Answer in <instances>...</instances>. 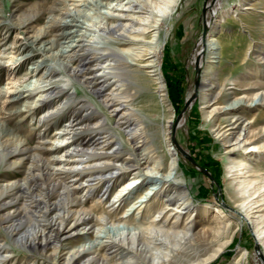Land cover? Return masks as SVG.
Returning <instances> with one entry per match:
<instances>
[{"label":"rangeland","instance_id":"rangeland-1","mask_svg":"<svg viewBox=\"0 0 264 264\" xmlns=\"http://www.w3.org/2000/svg\"><path fill=\"white\" fill-rule=\"evenodd\" d=\"M126 1L0 0V245H3L1 253L4 254L2 264H28L29 259H32L31 264L47 263V260L41 259L40 256L27 257L26 250L10 243L12 237H8L6 231L12 223H20L19 234L29 236L27 234L32 231L33 223L30 213L39 215L41 209L43 210L47 190L45 184L30 178L34 173L30 167V150H37L43 156L61 154L62 146L59 143H57L58 147L52 145L51 137L54 130L61 127L71 115L89 114L90 108L81 106L80 102L82 98L95 102V97L75 80H71L72 82L66 87L62 84V89L65 90L46 95L41 104L34 103L33 100L47 86L58 87L67 78L66 72L61 68L55 73H49V68L58 67L57 65L64 59L63 48L67 44H95L99 52L108 45H118L114 35L106 31L105 25L111 21L109 13H116L117 8ZM206 1L179 0L173 11L172 25L161 52V70L167 104L158 103L153 90V79L146 73L136 75V86H129L128 106L132 108L130 118L137 123L141 120L143 128L146 129L143 135L147 142L145 147L148 145L149 148L145 150L147 154L144 155L145 159L151 153L154 157L144 163L140 170L133 169L124 174L123 178L111 186L112 188L110 187L101 198L100 195L104 190L102 184L95 186L84 196V188L76 190L74 195L81 196L83 207L90 209L93 215L103 211L121 214L129 203L142 193V189L155 180L145 178L140 183L144 185L141 189L137 188L138 185L129 187L125 195L119 196L124 202L114 211L109 206V201L124 181L138 175L141 178V173L146 171L145 169L166 171L164 148L157 139H152L162 134L153 131L157 127L162 129L160 132L169 130L170 136L173 135L175 142L193 160H189L178 152L180 169L189 192L201 208L204 205L215 204L227 213L240 202L241 196L236 180L232 179L226 167L230 160L228 157L240 160L244 155L250 156L247 158L249 177L264 182V0H219L217 4L216 0H213L216 8L213 16H208V7L204 8ZM239 3H243V8L239 7ZM207 18H212V21L203 31L204 20L206 21ZM64 20L71 22V26L65 29L68 33L60 37ZM214 25L220 27L218 39L223 50L219 57L217 73L213 77V97L207 102L208 106L201 107L204 104L206 91L205 85H202L200 81L201 74L204 66L209 62L204 60L196 70L192 56L200 43H205ZM164 26L161 23L159 34L165 29ZM24 52L30 55L23 58L17 57ZM94 55H97V52ZM106 62L108 61L103 63ZM39 76L43 78V81L38 83L33 91L29 90L33 87L29 81L32 83ZM195 86L198 95L191 105L183 109L185 100ZM111 87L113 84H110L106 91ZM68 91H75L76 98L73 102L68 100ZM235 99L242 100V103L237 105L233 112L227 113L226 109L222 110L221 107ZM47 102H51L52 105L60 104L63 110L62 115L51 114L38 121L42 112L48 108ZM96 108L104 113L103 108L97 104ZM207 110L209 113L206 112ZM232 113L239 116V119L235 121V125L238 124V126L228 124ZM105 118L113 122L116 116L110 113V116L106 114ZM170 123L175 124L173 130L167 126ZM244 126L245 133L249 131L248 139L235 150H227L230 143L222 140L238 133L237 131ZM118 132L125 137L121 130ZM24 145L28 148L25 149ZM142 146L135 152L141 153ZM240 167L242 168L241 165L237 166V172L242 170ZM25 177H27L26 191L17 199H13L10 184L18 180L22 181ZM66 183L72 187L70 182ZM261 189L252 191L250 198L252 201L257 200L259 207L262 208L261 212L264 213V197ZM59 191L60 188L48 194V204L57 203ZM35 199L39 202L35 203ZM66 208L68 209L67 219L70 220L74 218L73 214L79 209V205L69 203ZM54 212L53 210L52 214ZM212 219L216 226L222 225L220 219L216 217ZM257 223L261 226L264 221H257ZM227 226V232L231 235L230 239L223 250L206 264H228L239 249L246 250L245 264H264L263 243L259 244L252 227L247 223L237 225V221L233 218L229 220ZM92 235L93 232L87 234L89 237ZM216 237L222 236L219 233ZM84 239L83 236H79L73 242L79 243ZM69 240V236L61 238L57 248L68 244ZM256 247L260 253L257 252ZM48 252L51 253L49 255L51 258L53 249H48Z\"/></svg>","mask_w":264,"mask_h":264},{"label":"bare ground","instance_id":"bare-ground-1","mask_svg":"<svg viewBox=\"0 0 264 264\" xmlns=\"http://www.w3.org/2000/svg\"><path fill=\"white\" fill-rule=\"evenodd\" d=\"M178 1L127 0L120 7L118 6L116 13H109L111 21L105 25L106 31L114 35V40L118 45H108L99 52L95 44L69 43L63 48L64 59L57 65L58 67L48 69L50 74L62 69L66 72L67 78L58 87L47 86L38 96L36 95L34 103L41 104L46 95L65 90L62 89V84L66 87L72 82L71 80H75L87 89L95 97V102L82 98L80 105L88 106L90 113L80 116L71 115L61 127L54 130L51 137L52 145L58 147L57 143H59L63 149L61 154L43 156L37 150H30V167L34 171L30 178L45 184L47 190L46 193L44 192L43 210L41 209L39 215L30 213L33 223L32 231L27 234L29 236L19 234L20 223H12L6 231L8 237H12L10 243L26 250L27 257L40 256L41 259L47 260L46 264H206L223 250L224 245L230 239L231 235L227 232V225L232 218L237 221V225L249 224L259 244L263 243L264 246V223L261 226L257 225V221H264V213L261 212L262 208L259 207L257 200L252 201L250 198L252 191L255 192L259 188H262L264 197V182L249 177L247 158L250 156L244 155L240 160L228 157L230 160L226 167L232 179L236 180L241 196L238 205H234L235 207L227 213L215 204L204 205L201 208L189 192V187L180 169L177 156L179 151L172 143L170 131L160 132L162 130L160 127L154 128L153 131L162 133L161 136L152 139H157L162 144L167 169L165 172L145 169L146 171L141 173V178L138 175L124 181L109 201V206L114 211L124 202L119 196L125 195L129 187L138 185L137 188L141 189L144 185L140 183L145 178L155 180L152 184L145 186L142 193L132 200L121 214L96 211L97 214L93 215L90 209L83 207L81 196L74 195L76 190L84 188V196L86 192L102 184L104 190L100 195L101 198L111 186L123 178L124 174L133 169L140 170L144 163L154 157L151 153L145 159L144 155H147L146 151L149 148L148 145V148L145 147L147 142L143 135L146 129L143 128L141 120L137 123L136 120L133 121L130 118L132 108L128 106L127 90L129 86H136V75L146 73L153 79V90L158 103L167 104L165 82L161 70V52L172 25V14ZM218 1L216 0V4ZM213 2V0H207L208 16H213L216 12ZM242 4L240 8H243ZM211 21L212 18H207L206 24H211ZM161 23L165 25V29L159 34ZM70 26L71 22L64 20L60 37L68 33L65 29ZM219 32L218 25L212 26L205 43H200L192 56L193 62L197 65L204 60L209 62L204 66L201 74L200 81L206 87L205 100L201 107L208 106L207 102L213 97V77L217 73L219 57L223 50L218 39ZM96 52L97 55H94ZM29 55L30 53L24 52L17 57L23 58ZM106 60L108 62L104 64ZM92 61L95 62L92 63ZM30 67L32 68V65ZM42 81L43 78L40 76L32 83L29 81L33 85L29 90L33 91ZM110 84H113V87L106 91ZM74 92H67L68 100L71 102L76 98ZM196 95H198L197 91L193 94L190 105ZM240 103L242 100L235 99L221 108L223 111L226 109L227 113L233 112V109ZM96 104L103 108L104 113L96 108ZM59 105L47 102L48 108L42 112L38 121L51 114L61 116L63 110ZM211 108L213 109V106ZM110 113L116 116L113 122L105 118V115L110 116ZM238 119L239 116L232 113L228 124L238 126V124L235 125ZM167 126L172 128L173 124L170 123ZM119 130L124 133L125 137L119 135ZM222 130L224 131V128ZM237 132L222 140L230 143L227 149L229 151L235 150L248 139L249 131L245 133V126ZM24 146L25 149L28 148ZM140 146H142L141 153H136L135 150ZM238 165L242 166L240 172H237ZM26 182L27 177L10 184L13 199L24 194ZM66 182H70L72 187ZM59 188L58 201L49 203L50 206L49 200L47 201L48 194H52ZM34 202L39 201L35 199ZM69 203L79 205V209L73 214L74 218L70 220L67 219L68 209L66 208ZM53 210L55 212L52 214ZM56 210L59 211L56 212ZM212 217L220 219L222 225L213 224ZM91 232L93 235L87 236ZM219 233L221 238L216 237ZM65 236L70 237L69 243L57 248V243ZM79 236L85 239L79 243L73 242ZM263 246L262 252L264 253ZM2 247L3 245H0V264H2L4 255L1 253ZM50 248L53 249L51 258L49 257L51 253H47ZM29 260L28 264H31L32 259ZM245 263L246 250L239 249L228 264Z\"/></svg>","mask_w":264,"mask_h":264},{"label":"water","instance_id":"water-1","mask_svg":"<svg viewBox=\"0 0 264 264\" xmlns=\"http://www.w3.org/2000/svg\"><path fill=\"white\" fill-rule=\"evenodd\" d=\"M205 7H207V1H206V3H205V5H204V8ZM206 21L204 20V30L203 31H205V27H206ZM202 37H203V34H202ZM194 65H195V68H196V70H197V67L199 66V65H197L196 63H194ZM196 81H197V73H196ZM196 86H197V82H196ZM195 86V88H194V90L192 91V93L189 95V97H187V99L185 100V104H184V107H183V109L185 108V107H187V106H189L190 105V100H191V98L193 97V94L194 93H196V91H197V87ZM174 127H175V124H173V126H172V130L174 129ZM171 139H172V142L175 144V146H176V148H177V150L179 151V153L180 154H182L183 156H185V157H187L189 160H191V161H193L191 158H190V156L175 142V139H174V137H173V135L171 134ZM220 204H223V203H221L220 202ZM227 207V206H226ZM229 209H230V207H228ZM257 248V252L258 253H260L259 252V250H258V247H256Z\"/></svg>","mask_w":264,"mask_h":264}]
</instances>
